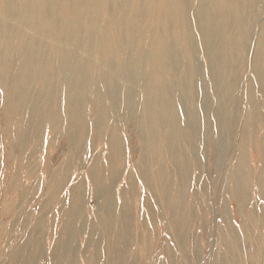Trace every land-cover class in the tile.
Returning <instances> with one entry per match:
<instances>
[{
	"label": "bare ground",
	"instance_id": "6f19581e",
	"mask_svg": "<svg viewBox=\"0 0 264 264\" xmlns=\"http://www.w3.org/2000/svg\"><path fill=\"white\" fill-rule=\"evenodd\" d=\"M77 31L82 45L71 40ZM95 60L99 62L95 64ZM70 62L78 67L74 75L63 69ZM31 64L36 65L33 71L19 76L13 72L17 66ZM239 68L248 71L246 76L236 74ZM143 71L141 87L148 108L136 135L142 144L143 152L138 151L142 161L137 158L136 170L125 171L131 137L115 109L120 99L134 106ZM15 78L24 80L11 82ZM118 78L125 81V88L113 87L109 114L100 99ZM31 79L34 84L27 90L23 84ZM16 86L22 89L17 96ZM59 91L63 121L58 122L59 131L43 137L44 114L55 117L52 102ZM197 95L202 97L200 102ZM242 95L249 109L241 120L243 127L231 109ZM88 97L96 105L101 102L100 107L94 106L97 114L91 119ZM133 120L126 118V122ZM109 121L112 124L106 127ZM1 126L13 132L16 146L23 149L7 158L14 168L29 165L28 155L40 150L48 156L39 163L49 168L59 157L58 151L64 154L60 143H67L64 171L51 173L53 191L70 197L63 203L68 220L62 226L74 227L71 220L78 211L70 194L90 182L101 209L97 223L106 231L100 240L87 242L96 253L98 245L106 243V264L151 263V229L156 237L164 220L153 205L157 200L164 216L172 219L165 231L163 263L198 261L207 252L206 233L218 197L223 228L216 233L218 258L214 264H264V257L258 256L264 240L259 236L264 222V0H0ZM95 138L104 143L106 152H96L88 162L86 179L69 192L64 174L74 176L70 152L78 139L98 145ZM250 145L255 146L253 152ZM199 148L202 157H208L202 168L205 185L215 182L211 174H216L218 164L225 167L230 158L223 189H191L194 168L201 166L186 161V155L190 158ZM161 150L165 162L157 158ZM258 159L257 173L253 163ZM85 163L81 159L80 169ZM125 172L117 199L110 185ZM236 214L240 224L234 220ZM86 221L93 224L88 217ZM88 254L90 264H96V255ZM76 259L71 258L70 264ZM80 264H84L82 259Z\"/></svg>",
	"mask_w": 264,
	"mask_h": 264
},
{
	"label": "rangeland",
	"instance_id": "374dc122",
	"mask_svg": "<svg viewBox=\"0 0 264 264\" xmlns=\"http://www.w3.org/2000/svg\"><path fill=\"white\" fill-rule=\"evenodd\" d=\"M256 21L258 23L257 19ZM71 40L74 44L77 42L82 45L81 32L77 31L76 33H73L71 35ZM120 57L123 59L124 54H120ZM98 62L99 61L95 60V64ZM70 63L65 65L63 69L68 68L69 71L71 70L70 74L72 73L74 75L75 70L78 67L73 68V63ZM35 68V64L27 65L24 68H20L19 66H17L13 72L17 73V76H19L20 73L25 71H33ZM238 73L240 75L246 76L248 71L242 72L241 68H239V71H237L236 74ZM145 74V71L141 73L142 77L140 79V84L136 89V99L134 106H132V104L127 101V99H124L123 101L120 99L118 101L119 108L115 109L116 115L120 118H123L122 124L129 130V135L131 137L129 151L131 150L132 153L130 152L131 157L127 159L128 162L126 163L125 171H127V169L136 170L137 166L139 165V161H142V159L138 158V151L143 152L142 149L139 148V146H142V144L140 139L139 141L136 140V135L139 130V124H142L144 121L142 113L145 109L148 108L143 98V87H141L145 81ZM248 76L249 75H247V77ZM21 80L24 79L15 78L12 79L11 82L16 81V84H18ZM31 82L34 84V81L31 79L29 80V83L23 84V86L27 90H30L32 88L30 85ZM115 82V84L111 85L103 92L104 98L102 97L100 99L101 101H103V105L107 108L109 114L111 112V106L108 100H110V92L113 90V87L118 86L117 88H119L120 90L125 88V81L122 78L116 79ZM66 84L67 82L65 83V85ZM16 87L17 88L15 90V96H17L22 90L19 86ZM53 92L56 93L58 92V90L54 89ZM60 93L61 92L59 91V93L56 94L55 100L54 102H52L54 105L52 110L56 109L54 114L55 117L47 112H45L44 114L43 121L45 128L43 132L45 135L43 137L49 138L52 135L51 132L55 133L56 129L59 131L60 123L58 122L63 121L62 117H60L59 114L62 110V98L60 96ZM258 94L259 93L257 92V95ZM196 98L198 102L202 100V97L198 95ZM95 102L96 101H93V99L88 97L87 103L89 104L90 109L92 111L91 115L89 116V119L94 116L93 114H97L96 107L101 106V102L98 103V105H96ZM10 106L12 107L14 106V104ZM231 109L237 113V118L239 120L238 125L243 127L244 122L241 124V120L244 119L245 114L249 110L248 102L245 96L242 95L241 99L239 98L238 102H232ZM12 112L15 113H13V116L16 117L17 112L15 110H12ZM99 114H101L100 111ZM127 117H133L134 120L126 122ZM111 124L112 121H109L106 127L111 126ZM48 130L50 133L48 132ZM147 130H149V132ZM146 131L147 134L150 133L149 128H146ZM219 135L220 134H218V136ZM57 138L60 142V136ZM95 140L99 142L98 145H96L95 143V145L91 144L90 140L84 142L81 139H78V141H76L74 144V148H71V155L69 154L71 158L69 157L68 160L73 168L74 179L68 173L64 174L65 180L68 182L67 187H70L68 189L69 192H71V189L75 184L77 185V183L82 182L86 179L84 173L88 172V162L96 155V152H99L101 154H104L106 152V146L104 145V143H101L99 138H95ZM0 142V264H70L71 258H73L74 256L78 258L74 261L75 264H80V259L83 260L84 264H90L87 258V255H89L88 253H93L96 255V264H106L105 256L107 251L104 248L106 247V243L104 244V246L103 243L101 245H98V252L96 253V250H92L87 242L90 238H93V240L95 241L100 240L101 235H103L104 231H106L105 228L100 227L99 223H97L99 214L98 212H100L101 209H99L97 198L93 195V190L91 189L90 182L86 181L87 184L83 186L82 189L79 187V191L77 193L70 194L72 198L75 197L74 200L76 202V209L78 211L77 216L72 218L71 220V223L75 224L74 227L70 230V228H65L62 226V224L64 225L65 222H67L68 220L67 212L64 210L65 204L63 203L67 199H70V197L66 198V194H60L59 191L55 193L53 191L55 190V188H53L54 179L51 173L54 169H62V171H64L63 166L65 165V162H67V143H60L64 148V154L61 155V153L58 151L57 155L59 157H57L53 163H50L49 168H44L42 164L39 163L40 159H45L48 156L47 153H44L45 150H40V152L28 155V159H30L29 165L25 166L23 169H18L12 167L13 165L9 166L10 163L7 160L8 156L9 159H11L14 155H17L19 151L23 150L21 146H16V142L13 137V132L8 131V129L5 130L4 127L1 126ZM249 147L251 148V152L255 150L254 145H250ZM28 152L29 151H27L26 154H28ZM148 155L151 158L154 157V154L152 152L148 153ZM235 156L236 152L233 153L232 157ZM83 158L86 163L82 166V169H80V162ZM137 158L139 159V161ZM157 158L160 159L161 162H165V154L162 150L158 153ZM207 158L202 157L201 148L198 149V153H196L195 155L192 154L190 158L188 155H186V161L192 163L193 165L198 163L199 166H201V168H196L194 166L195 176L190 181L192 190L199 186L207 192V188H209L210 186H212L213 190L223 189V187L227 184L225 170L228 171L230 168V158L225 164V167L222 164H218L216 174H211V178L214 179L215 182L212 184L207 183L205 185L202 177V168L205 165ZM210 160L212 161V159ZM253 164H255L254 170L257 173L260 172V168H258V166H260L259 159L256 161V163L254 161ZM125 174L126 172L123 175H120V178L115 181L114 184L110 185L113 188L114 196L117 199H119V190L125 184ZM140 186L143 193L146 194L147 189L143 180H141ZM13 187L15 190L14 192L12 191ZM75 189H78V187H76ZM220 201L221 200L218 197L215 201L216 207L214 211V216H212L208 224V233H206L207 252L203 253L204 257L202 256L198 261L194 259L192 263L189 262L190 264H214V259L218 258V245L216 240V233L219 232V229L223 228H220L222 226L223 220L219 207ZM153 205L158 208V211H160L161 215L164 217V224L162 222L159 224L161 230L157 233L156 237H154V234H156L155 231L151 229L153 239H151V242H149V248L152 253V259L150 264H164L163 262L166 259V254L164 252V238L166 236L165 231L166 228L169 227V223L172 222V219L164 216L163 206L160 200L154 202ZM56 214L59 215V218ZM86 217H88V219H90L93 224L97 223V226L95 225L94 228L92 226L93 224H87ZM51 220L53 221L50 223ZM234 220L235 222H237V224H240L241 222L240 216L237 214L234 215ZM47 223H49L50 225ZM259 231V236L264 239V222ZM211 233H214L212 235V243ZM142 237L144 239L146 236L143 234ZM169 243L174 249V243ZM259 248H261V252L259 253L258 251V256L261 255L263 258L264 240L260 241ZM174 250L179 253L178 249ZM248 250H250V246L248 247ZM56 252L58 253L56 254ZM140 257L141 261H143V254H140ZM178 258L180 261H182L180 256ZM184 260L185 262H187L186 256L184 257Z\"/></svg>",
	"mask_w": 264,
	"mask_h": 264
}]
</instances>
